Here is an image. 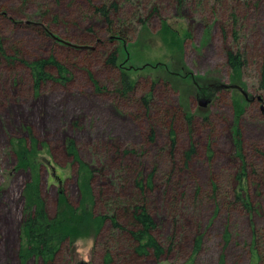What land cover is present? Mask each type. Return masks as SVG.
I'll use <instances>...</instances> for the list:
<instances>
[{
	"label": "rangeland",
	"instance_id": "obj_1",
	"mask_svg": "<svg viewBox=\"0 0 264 264\" xmlns=\"http://www.w3.org/2000/svg\"><path fill=\"white\" fill-rule=\"evenodd\" d=\"M110 3L119 6L111 18L129 41L126 67L136 68L127 72L135 83L127 96L119 93L118 69L106 63L116 45L108 43V26L94 11ZM233 10L246 52L245 92L264 101L256 83L264 58V0H0V264H264L260 107L247 102L236 116L232 99L241 96L227 88L201 108L198 102L208 99L209 87L171 78L191 74L231 85L225 60L231 43L221 26ZM138 18L146 23L144 32ZM163 21L183 40L181 50L162 41ZM44 29L66 44L44 36ZM50 54L67 68L68 80L36 87L26 63ZM146 95L149 108L141 101ZM18 139L37 142L40 195L49 218L57 211L59 192L72 206L80 198L69 141L95 173V215L106 214L110 201L129 200L141 180L163 254L136 256L126 233L112 230L107 221L96 237L61 245L48 263L23 260L22 190L30 173L16 169ZM240 188L248 207L236 200Z\"/></svg>",
	"mask_w": 264,
	"mask_h": 264
},
{
	"label": "trees",
	"instance_id": "obj_2",
	"mask_svg": "<svg viewBox=\"0 0 264 264\" xmlns=\"http://www.w3.org/2000/svg\"><path fill=\"white\" fill-rule=\"evenodd\" d=\"M235 1V0H233ZM119 6L116 3L109 5H102L95 7L94 11L107 24V31L111 35L108 38V43L113 46L116 45L113 52L108 55L106 63L112 68L118 69L119 76V93L122 96H127L132 93L134 82L129 78L128 73L135 70L128 65L130 62L129 42L125 37V30L122 26L116 28L111 14L118 11ZM137 18V17H136ZM135 18V19H136ZM238 13L231 11L227 17V21L221 26V33L225 40H230V47L225 53L226 65L231 76V85L241 88L244 92L248 86L243 82V69L246 64V52L241 49L239 40L241 39V28L238 19ZM140 30H146V23L144 20L137 19ZM43 35L50 37L60 44H66L57 39L48 30H43ZM158 34L161 35L162 41L169 47H174L176 50H181L182 41L177 31L173 30L164 21L161 23ZM127 35V34H126ZM87 50V49H83ZM4 54V53H2ZM6 60L9 56L3 55ZM30 69L32 76L35 79V86L37 87L43 81L59 82L60 80L67 81L68 70L54 55L50 54L46 58L38 59L33 62L26 63ZM147 67V66H146ZM48 68L54 69V73L48 72ZM155 68V66L153 67ZM128 72V73H127ZM172 80L184 82L190 79L192 84L196 82H203L209 88L207 98H211L221 85L217 82H209L203 77H193L191 74H186L183 78L174 74ZM167 83V82H165ZM257 89L264 97V58L258 69ZM155 84V83H154ZM97 90H99L97 88ZM235 92L240 91L237 88L232 89ZM246 93V92H245ZM183 95V96H182ZM180 97L181 107L184 108V97L187 94L182 93ZM239 99H232V106L236 116L243 113L247 101L240 93ZM151 97V96H150ZM146 95L141 101L145 108H149L151 98ZM185 110V108H184ZM187 111V110H185ZM187 114V113H186ZM190 122V117L186 118ZM238 119V118H237ZM240 130L236 129L234 133V144L237 149V155L241 158V137ZM15 156L16 169L27 171L30 173L29 180L25 183L22 190L23 198V221L21 227V249L20 257L27 260L31 257L41 259L45 263L53 260L55 253L59 250L61 245L68 243L73 245L77 240L87 238L89 236H97L105 222H109L111 229L126 233L130 244L132 245V252L138 257H145L152 255L159 258L164 249L153 235L154 221L146 207V196L143 182L136 179L134 186V193L129 200H122L119 202L110 201L106 204L107 213L95 215L94 205L95 198L92 189V180L95 176L94 171L81 161L76 151L74 142L69 141L66 145L67 154L71 156L78 164V190L80 194L77 206H72L68 199L62 192L58 193L57 211L54 217L49 218L44 206V202L40 195V177H39V162L37 156L39 153L37 142L31 140L27 144L24 140H16ZM194 150L191 148L185 153L186 158H190ZM244 170V167H242ZM241 175H244L242 173ZM241 175L237 176L241 182ZM213 185V190L215 189ZM242 190L236 193V200L242 203L243 208L248 207L246 199L241 196ZM242 199V200H241ZM199 247V241L196 243L195 250Z\"/></svg>",
	"mask_w": 264,
	"mask_h": 264
},
{
	"label": "water",
	"instance_id": "obj_3",
	"mask_svg": "<svg viewBox=\"0 0 264 264\" xmlns=\"http://www.w3.org/2000/svg\"><path fill=\"white\" fill-rule=\"evenodd\" d=\"M82 49H92V48L83 47ZM221 88H224V89H227V88L228 89L237 88L244 97H247V94L241 88H239V87L221 85L218 89H221ZM252 99H257L258 101H262V98L260 96H257L256 98H252ZM209 102H210L209 98L208 99H200L199 102H198V105L201 108H205L208 105ZM260 108H261V111L264 112V106L261 105ZM76 264H88V263L87 262H84V261H80V262H77Z\"/></svg>",
	"mask_w": 264,
	"mask_h": 264
},
{
	"label": "flooded vegetation",
	"instance_id": "obj_4",
	"mask_svg": "<svg viewBox=\"0 0 264 264\" xmlns=\"http://www.w3.org/2000/svg\"><path fill=\"white\" fill-rule=\"evenodd\" d=\"M245 98V100L248 102V103H256V104H258L259 105V107H261V105H263L264 106V101H263V98H262V101H258L257 99H249L248 98V96L247 97H244ZM197 99H200V98H198L197 97ZM260 110H261V108H260ZM262 112V114H263V116H264V112L263 111H261Z\"/></svg>",
	"mask_w": 264,
	"mask_h": 264
}]
</instances>
